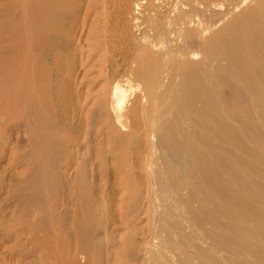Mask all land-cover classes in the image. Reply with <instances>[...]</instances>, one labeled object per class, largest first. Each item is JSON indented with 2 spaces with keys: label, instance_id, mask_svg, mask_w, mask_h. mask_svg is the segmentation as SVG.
<instances>
[{
  "label": "bare ground",
  "instance_id": "6f19581e",
  "mask_svg": "<svg viewBox=\"0 0 264 264\" xmlns=\"http://www.w3.org/2000/svg\"><path fill=\"white\" fill-rule=\"evenodd\" d=\"M124 1L0 0L12 263L264 264V0Z\"/></svg>",
  "mask_w": 264,
  "mask_h": 264
},
{
  "label": "rangeland",
  "instance_id": "374dc122",
  "mask_svg": "<svg viewBox=\"0 0 264 264\" xmlns=\"http://www.w3.org/2000/svg\"><path fill=\"white\" fill-rule=\"evenodd\" d=\"M116 1H118V0H113V2H115V3H113V2H111V3H108V5H107V10L109 11H106V14L108 15V16H110V15H114V14H116V12L118 11L117 10V8L119 7V9H120V6L119 5H121V4H123V3H121V2H124V4H125V1L124 0H119L118 2H116ZM132 1H135V0H127L126 1V3L127 2H132ZM169 1H176V3L178 4V5H180V6H182V7H185V6H187L189 3H193L194 1L196 2V0H167V2H169ZM192 1V2H191ZM203 1V0H202ZM113 3V4H112ZM121 3V4H120ZM203 3V2H202ZM201 2H200V4L201 5H203ZM221 3V2H220ZM112 6H111V5ZM133 4V3H132ZM225 4V5H224ZM223 5V6H222ZM122 6V5H121ZM224 6H227L226 5V3H224V2H222L221 3V5H220V7H222L223 8V10H225L226 8L224 7ZM117 7V8H116ZM111 8V9H110ZM105 9V10H106ZM112 9H115V11L114 10H112ZM204 9V10H203ZM150 10V9H149ZM147 11L148 12V17L152 20H154V16H155V11L152 9V10H150V11ZM111 11V12H110ZM151 11H153V12H151ZM113 12V13H112ZM111 13V14H110ZM112 15V16H113ZM154 15V16H153ZM200 16H201V19L200 20H202V23L203 24H207L208 23V21H210V18L211 17H214V15H211L210 14V11H208V10H205V8H202V12H201V14H200ZM210 17V18H209ZM152 20V21H153ZM157 157V156H156ZM156 157H155V160H156ZM3 233V234H2ZM7 235V234H6ZM5 234H4V231H3V229L1 228V232H0V264H13L14 263V259H16V256H18V254H20L18 257H20L21 259H22V257H23V259H24V262H25V260L27 261L28 260V257H26V258H24L25 256H28V252H26L25 250H20V253H18L19 252V250H17V249H15L14 251H12L11 252V250H12V247H14V246H16L15 245V242L13 241L15 238H13V236H6ZM4 240V241H3ZM16 241V240H15ZM13 242V243H12ZM9 244V245H8ZM11 244L13 245V246H11ZM2 247V248H1ZM10 247V248H9ZM15 248V247H14ZM9 249H11V250H9ZM16 251H17V253H16ZM22 251H25V253L24 252H22ZM11 252V253H10ZM16 253V254H14V253ZM6 253V254H5ZM25 255H24V254ZM3 254V255H2ZM12 255V256H11ZM16 255V256H15ZM24 255V256H23ZM3 256V257H2ZM9 256H10V259H9ZM15 256V257H14ZM22 256V257H21ZM13 257V258H12ZM31 256H30V254H29V258H30ZM4 259V260H3ZM14 261H13V260ZM21 259H20V262H23V261H21ZM9 260H11V261H9ZM4 261V262H3ZM8 261V262H7ZM13 262V263H12ZM27 262H29V260L27 261Z\"/></svg>",
  "mask_w": 264,
  "mask_h": 264
}]
</instances>
